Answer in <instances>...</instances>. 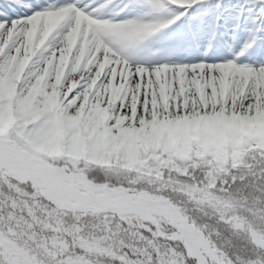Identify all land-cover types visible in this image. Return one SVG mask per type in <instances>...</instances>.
Listing matches in <instances>:
<instances>
[{
    "label": "snow or ice",
    "instance_id": "snow-or-ice-1",
    "mask_svg": "<svg viewBox=\"0 0 264 264\" xmlns=\"http://www.w3.org/2000/svg\"><path fill=\"white\" fill-rule=\"evenodd\" d=\"M112 3L0 0V264H264V0Z\"/></svg>",
    "mask_w": 264,
    "mask_h": 264
},
{
    "label": "rangeland",
    "instance_id": "rangeland-1",
    "mask_svg": "<svg viewBox=\"0 0 264 264\" xmlns=\"http://www.w3.org/2000/svg\"><path fill=\"white\" fill-rule=\"evenodd\" d=\"M103 2V0H101ZM129 4V0H120L117 6L110 7L106 10V16H112L115 15L116 13H120L119 16H117V19H123V18H134L135 15L137 14L131 7L125 9V5ZM124 9L123 12L121 10ZM222 25H227L228 31L225 33L223 37L219 35V32L217 33V40L223 39L227 41L228 44L232 46V51L233 52H238L240 47L243 46L244 42L247 39V32L245 31L244 27L241 26L240 29H238L235 32L231 31V21L230 20H222L221 21ZM220 31H224V28H221ZM233 36L235 37L233 39ZM209 37L205 36L203 39V43L206 45L208 43ZM215 43V41H213ZM153 52H156V49L153 48ZM243 59V58H242ZM258 124L261 127H264V119H261L258 121Z\"/></svg>",
    "mask_w": 264,
    "mask_h": 264
}]
</instances>
